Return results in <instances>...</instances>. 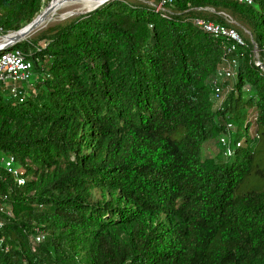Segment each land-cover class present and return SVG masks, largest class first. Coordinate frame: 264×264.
Instances as JSON below:
<instances>
[{
  "label": "trees",
  "instance_id": "16d2710c",
  "mask_svg": "<svg viewBox=\"0 0 264 264\" xmlns=\"http://www.w3.org/2000/svg\"><path fill=\"white\" fill-rule=\"evenodd\" d=\"M41 2L0 0V33ZM10 46L39 79L0 93V151L22 170L0 164V264H264V0H105ZM227 56L234 92L213 107ZM240 102L254 136L203 155Z\"/></svg>",
  "mask_w": 264,
  "mask_h": 264
},
{
  "label": "built area",
  "instance_id": "2783aa9c",
  "mask_svg": "<svg viewBox=\"0 0 264 264\" xmlns=\"http://www.w3.org/2000/svg\"><path fill=\"white\" fill-rule=\"evenodd\" d=\"M239 1L250 3L252 0ZM226 20L231 21V18H229V16H226ZM192 22L203 30L208 31L212 35L224 38L225 44L223 48L225 53L231 54L238 49L240 37L234 27L202 17H193ZM257 50L258 49L254 46V62L256 65L264 69V64L257 57ZM261 51L264 54V46L261 48ZM222 61L223 63L216 67L214 78L211 81L213 85L211 98L213 99V101H216L219 98V92L221 89L219 83L221 82V80L224 78H230L235 73L237 60L234 56H227L226 58H223ZM31 74V63L20 48L11 47L9 49H3L0 51V93H3L5 91L8 97L12 96L15 97L14 99H19L22 94L19 90L18 83L21 81H27L30 78ZM226 127L231 128V124L226 123ZM218 143L222 147L221 150L223 155H227L232 151V148H230L226 144L224 136L220 135L218 137ZM238 144L239 142H234V145ZM0 162L10 174L15 173V170L12 167L11 155L0 156ZM40 237L41 235L39 233H36L35 239H39Z\"/></svg>",
  "mask_w": 264,
  "mask_h": 264
},
{
  "label": "rangeland",
  "instance_id": "374dc122",
  "mask_svg": "<svg viewBox=\"0 0 264 264\" xmlns=\"http://www.w3.org/2000/svg\"><path fill=\"white\" fill-rule=\"evenodd\" d=\"M56 1V0H54ZM90 3H87L86 0H62L61 3L57 4L55 6V8L50 11L47 16L45 17V19L42 21V23L35 29H33L32 31L28 32L22 39L24 38H29L31 36H33L39 29H42L44 27H46L49 24L55 23L57 21L63 20L69 16H72L76 13L85 11L86 9L90 8L93 4H92V0H90ZM154 1V0H152ZM50 2V0H42L41 5H40V9L37 13L40 12V10L42 8H44L45 6L48 5V3ZM94 3V2H93ZM156 6L158 7V4H156ZM55 10V11H54ZM212 10V9H211ZM227 12V11H226ZM229 13V12H228ZM227 13V14H228ZM230 17H231V21L232 23L235 24V26L241 27L238 20L235 19L233 16H231V14L229 13ZM213 16V15H212ZM245 30V29H244ZM247 30H245V33ZM1 35V33H0ZM32 76H30V78L27 81H21L18 83L19 86V90L21 91V94L23 95V90L29 89L32 86H35V83L38 82V77L39 74L38 72L34 71L32 69ZM232 82L233 80L231 79H222L220 82V86H221V98H225V96L231 91L232 89ZM23 83L22 87L21 84ZM245 92H243L242 94V99L241 101L244 100V98L251 94L253 90L250 89L249 87V83L246 82L244 83L243 87ZM32 91V92H31ZM31 93H34L35 88H31ZM234 92V90H233ZM12 99H14L15 97H10ZM216 104L215 102H213V107H215ZM246 106H248L247 103H239L238 106L236 107V111H238L240 113V115H238V117L233 116L234 111H232L231 114H229V117H225L224 120H222L223 122H229L231 123V128L227 130V132L225 133H221L220 131L214 129L212 135H210L203 143L202 146L204 147V149H202V154L204 155L205 152H210L213 155H217V152L219 154V152H221V146L220 144L217 142V139L220 135L224 136L225 140H226V144L232 148L233 146V142L235 140V138H238L240 140H242L245 136L246 133V137H253L254 136V131L251 128V126L245 127V120L247 118V115L244 113V110L246 108ZM206 148V149H205ZM3 154L0 151V156H3ZM222 155V156H221ZM220 158L224 159L226 155H223L221 153ZM0 164H2L0 162ZM15 173L14 175L17 174V172H21L22 170H20V168L16 165V163L13 164ZM16 177H18V175H16ZM20 180L21 178L18 177ZM0 206L2 207V209L4 211H8V204L6 203H0Z\"/></svg>",
  "mask_w": 264,
  "mask_h": 264
},
{
  "label": "water",
  "instance_id": "95a60500",
  "mask_svg": "<svg viewBox=\"0 0 264 264\" xmlns=\"http://www.w3.org/2000/svg\"><path fill=\"white\" fill-rule=\"evenodd\" d=\"M94 3L93 5L88 8L91 9L95 6H97L98 4L102 3L105 0H92ZM62 0H50V2L48 3L47 6H45L44 8H42L40 10L39 13H37L29 22H27L26 24H24L23 26H21L20 28L7 32V33H3L1 34V38H0V50L3 49H9L11 48V44L15 41H19L20 39H22L28 32L32 31L33 29L37 28L42 21L45 19V17L47 16V14L52 11L55 6L59 3H61ZM86 9V10H88Z\"/></svg>",
  "mask_w": 264,
  "mask_h": 264
},
{
  "label": "crops",
  "instance_id": "0c3cea01",
  "mask_svg": "<svg viewBox=\"0 0 264 264\" xmlns=\"http://www.w3.org/2000/svg\"><path fill=\"white\" fill-rule=\"evenodd\" d=\"M32 76V75H31ZM36 84V83H35ZM23 83L21 84V87H22ZM20 86V85H19ZM35 88V86H32L30 87L29 89H26V90H23V95H26V94H30L32 91H31V88ZM31 91V92H30ZM3 93H6L5 91ZM215 103L217 104L218 103V100L215 101Z\"/></svg>",
  "mask_w": 264,
  "mask_h": 264
},
{
  "label": "bare ground",
  "instance_id": "6f19581e",
  "mask_svg": "<svg viewBox=\"0 0 264 264\" xmlns=\"http://www.w3.org/2000/svg\"><path fill=\"white\" fill-rule=\"evenodd\" d=\"M87 1V3H90L91 1L90 0H86ZM92 4H93V2H92ZM55 11V10H54Z\"/></svg>",
  "mask_w": 264,
  "mask_h": 264
}]
</instances>
